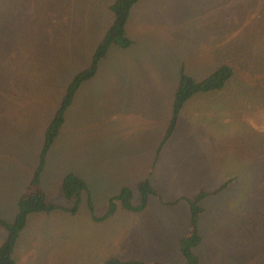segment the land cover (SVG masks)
<instances>
[{
    "label": "rangeland",
    "instance_id": "obj_1",
    "mask_svg": "<svg viewBox=\"0 0 264 264\" xmlns=\"http://www.w3.org/2000/svg\"><path fill=\"white\" fill-rule=\"evenodd\" d=\"M113 1L0 0V217L7 221L13 220L17 200L31 181L45 127L67 84L88 65L111 22ZM131 9L155 25L173 21L175 34L194 29V40L180 35L163 45L157 26L144 28L146 48H128L121 52L123 60L143 72L160 70L169 82L161 79V92L128 111L120 129L106 121L88 141L83 139L87 104H95L97 91H103L98 88L119 80L113 77L122 56L113 59L107 77L93 80L78 102L73 133L52 147L40 175L47 201L59 207L74 206L62 190L67 174L84 180L88 191L82 192L76 213L55 208L30 214L14 257L19 264H101L111 257L186 264L173 225L184 232L190 217L187 199L203 189L208 194L197 222L201 241L193 248L198 264H264V0H138ZM156 45L186 54L198 75L223 64L233 68V75L224 88L185 103L175 132L147 175L180 76L175 80L163 72L166 60L152 57L160 53ZM145 176L156 194L136 223H143V230L127 235L107 229L119 222L91 219L90 198L97 216L123 186L137 203L136 184ZM163 200L174 202L166 206ZM115 208L114 218L126 213ZM5 235L0 225V243ZM128 241L142 247L139 253H122ZM151 241L158 247L151 248Z\"/></svg>",
    "mask_w": 264,
    "mask_h": 264
},
{
    "label": "crops",
    "instance_id": "obj_2",
    "mask_svg": "<svg viewBox=\"0 0 264 264\" xmlns=\"http://www.w3.org/2000/svg\"><path fill=\"white\" fill-rule=\"evenodd\" d=\"M109 6H108V9H109ZM132 10L133 9H130L129 16H128V19H127V22L125 25V33H126L127 37L129 38V40L131 41V44L127 48H120V47H117L114 45L110 46L107 53L105 54V56L99 61L98 68H97L95 75L92 78H90L89 80H86V81L81 83V85L76 90L69 107L67 108V110L65 112V119H64V122L61 126L60 132H59L54 144L52 145L53 148H55L57 146V144L60 141H62L66 136H69L73 133L74 128H75V122L77 119L78 102L80 99H82L84 97L85 93L88 92V90L90 89V84L94 83L93 80H99V79H102L104 77H107L109 74V70L111 68L113 59L118 61V59L122 56L121 52H124L125 50H127L128 48H131V47H132L131 49L133 50V52L138 51V50L142 51L143 49L146 48L145 44L147 43V40H146L144 28L148 29V28L157 26L156 36L162 42L163 45L166 43V41L169 37L177 38L180 35L182 36L183 39H185V37H189V39H191V43L193 42V40H194V32H193L194 29L190 30V32L185 31L184 33L182 32L180 34H175V31H177L178 29H177V27L173 21L162 19L155 25L153 20H145L143 18V15L140 14V12L138 13L136 10L133 11L131 14ZM155 16L156 15H154L153 18ZM111 21H112V18H111ZM154 21H156V20H154ZM200 29L205 30L204 28H200ZM136 46H139V47H136ZM133 47H136V48H133ZM156 50H159L160 53L152 54V57L159 56L161 60L162 59L166 60V61H163L164 68L166 70L163 72H167L169 75H173L174 77L177 76L175 80H177L178 73L180 75L181 70H183L186 74L192 76L193 78H195L196 80L199 81V80H202L203 78H205L206 76H208L211 72H213L216 69L215 68L214 70H212L210 73H208L206 75H202V74L198 75L195 73V71L192 68L189 67L188 56L186 54H184L183 56H181V55L178 56L179 53L177 52V50L174 48L173 51H171V48H169V46L167 47V49L161 50V49L157 48V45H156ZM156 50H154V51H156ZM152 51H153V49H152ZM133 56L138 57V55L136 53L133 54ZM121 59L123 61L122 67L118 68L117 71H115L114 77H113V79L119 78V80H117V81L115 80L113 86H111V84L108 83V85H106L105 87L98 88V90H103V91H97V99L95 100V104H87V107L89 106L88 110L90 111L89 113H87V116L89 117V123L87 124V129H85L83 131L84 132L83 139H85V138L89 139L88 141L93 140L97 136L96 135L97 126L102 127L106 121H108L116 131L119 127H121V125H123L127 121L125 118L127 117L128 111H131L132 109L137 107L138 103L142 102V99L144 102V100L148 99L147 97H149L150 95L157 94V93L161 92V87H159V88L157 87L159 84V81H161V79H162L161 82L165 81L166 84L169 82L168 80L164 79L165 77H164V75L162 76V72H160V70H159V73L156 70H154V72H143V69H141L140 67L135 68V67L127 66V63L125 62V60H123L124 56H122ZM90 60H91V58H90ZM90 60H89V62H90ZM157 62L158 61H156V63ZM205 66H207V63L205 64ZM84 68H82V69H84ZM157 68H159V64H158ZM78 71H80V70H78ZM124 74L126 75V77L123 80L122 77L124 76ZM127 77L130 80H127ZM177 84H178V82L176 83L173 94H172L170 119H169V121H168V123H167V125L163 131V134L160 136V138L158 140V144H157L155 151H154L153 162L150 165V169L147 171V173H148L147 175L152 174L153 169L155 168L157 161L159 159V155H160L162 147L164 146L165 143H167L170 140V138L172 137V135L175 132V130L178 126V123H179L180 113L178 115V120H177V124H176L175 128L170 133V135L165 139L167 127H168L170 120H171L173 99H174V93H175ZM212 91H217V90H212ZM212 91L199 92L196 94H208ZM196 94H194V95H196ZM185 103H184V105H185ZM184 105H183V107H184ZM181 110H180V112H181ZM49 122H48V124H49ZM47 125H46V127H47ZM43 138H44V135H43ZM42 144H43V142H42ZM52 147L46 153L43 169L46 165L48 154H49L50 150L53 149ZM41 148H42V145L40 147V151H41ZM39 157H40V153L38 154V161L36 163V166L39 162ZM151 168H153V169H151ZM43 169H42V172H43ZM145 179H147L150 182L149 178H146V176H145V178H143L140 181H143ZM140 181H138L137 184ZM228 183L225 182L226 185ZM150 184H151V182H150ZM151 186L154 190L156 189L155 185L153 186L151 184ZM124 187H127V186H123V187H121V189ZM220 187L213 192H217L218 190H221ZM201 190H203V189H201ZM85 191H88L87 185H86ZM82 192H84V190H82ZM82 192H81V194H82ZM119 192L115 195L110 196L109 198L118 195ZM137 194H138V192H137ZM138 197H139V195H138ZM150 197L151 196H149V198ZM19 198H18V200H19ZM149 198H148V200H149ZM18 200H17V202H18ZM148 200H147V204H148ZM89 201L91 202L92 207H93V211H94V205L92 203L91 198L89 199ZM109 201H110V199H109ZM163 201L165 202L166 206L167 205L171 206L174 202L173 200H163ZM131 202H132V200H131ZM115 203H116V207H121L120 209H122L123 212H126V213L123 215H120L118 218L112 217L114 214H111L102 220H95L94 216L95 217H101L107 211L104 214H101L98 216L95 215L94 212L93 213L91 212L92 213L91 219L96 221V222H111V221L119 222L120 224L109 225L107 227V229L111 230V231L122 232V233L127 234V235H132L133 232H138L140 230H143V228H144L143 223L141 225L136 224V223L139 222V219H141L140 218L141 212L144 211L147 204H146L145 208L142 209L141 211H132V210L123 208V206L121 205L119 200H116ZM132 204L138 205L139 201L137 203L132 202ZM88 206H89V203H88ZM65 208L66 207H64V208L62 207L61 209L67 210ZM202 209H203V207H202ZM203 211L204 210H202L201 214L203 213ZM16 213H17V204H16ZM16 213H15V215H16ZM35 213H38V212H34V213H30V214H35ZM28 216H27V219H28ZM199 217H198V220H199ZM14 218H15V216H14ZM1 219L5 220L3 218H1ZM198 220H197V222H198ZM5 221H7V220H5ZM8 222H11V221H8ZM169 225H171V224H169ZM173 226H174L173 235L175 237H178L177 239L179 241V239L181 237L186 236L189 233L188 231H190L189 230V228H190V217H189V215H188V227L185 228V230L182 234H179L178 225L174 224ZM166 228H164V229H166ZM18 238H20L19 234H18L17 240H19ZM156 241H157V238H156ZM157 243H158V241H157ZM117 246H120V244L114 245V248L117 249ZM124 246L125 247L123 249L125 252H122V253L129 252L130 254L139 253L136 251H139L138 249L142 248V247H139L138 245H136L135 242H130V241L125 242ZM149 246L151 248L158 247L156 245V243L153 241L150 242ZM178 248H179V246H178ZM14 250H13V252H14ZM120 252H121V250L117 253H120ZM13 258L15 259L17 264H19V262L16 260V257H14V253H13ZM116 258H118V257H116ZM118 259H120V258H118ZM129 261H138V262H143L144 264H155L157 262L164 263V262H160V261L139 260L137 258H131V260H129ZM164 264H166V263H164Z\"/></svg>",
    "mask_w": 264,
    "mask_h": 264
},
{
    "label": "trees",
    "instance_id": "obj_3",
    "mask_svg": "<svg viewBox=\"0 0 264 264\" xmlns=\"http://www.w3.org/2000/svg\"><path fill=\"white\" fill-rule=\"evenodd\" d=\"M138 0H114L109 6L112 13V21L106 29L102 38L96 44L91 60L87 67L76 72L67 84L65 93L63 94L58 107L56 108L49 124L44 130L43 144L40 151L39 162L35 167L30 183L26 187V191L20 196L17 202V213L11 221L2 220L0 217V225L5 229L6 235L0 243V264H17L13 258L14 245L19 232L25 226L27 216L34 212H50L55 208H62L46 199V195L40 187V175L43 169L47 151L54 144L61 126L65 119V112L69 107L73 96L82 82L92 78L98 68L99 61L105 56L110 46L114 45L120 48H127L131 41L125 33V25L129 16L130 9ZM233 75V68L228 64H223L216 68L212 73L203 78L196 80L192 76L186 74L183 70L180 72L178 84L174 93L172 115L170 123L167 127L165 139L170 135L177 124L178 115L184 103L194 94L199 92H208L219 90L225 86L227 81ZM226 184L220 187L224 188ZM86 189L85 182L78 176L70 173L62 179L63 194L67 199H74L72 208H65L68 211L76 212L82 190ZM137 192L139 195V204L133 205L132 191L128 187L120 190L119 194L110 198L109 209L101 217H95V220H102L113 214L116 207V200H119L123 208L132 211H141L145 208L149 196L155 195L156 192L152 188L150 182L145 179L137 184ZM207 194L206 191L200 190L192 199H187L190 207V231L181 237L178 241L179 250L185 259L186 264H198V258L193 253L195 248L201 241L198 232L197 220L202 212L201 200ZM89 209L93 213V207L89 202ZM101 264H144L138 261H122L116 257L109 258ZM164 264V263H155Z\"/></svg>",
    "mask_w": 264,
    "mask_h": 264
}]
</instances>
